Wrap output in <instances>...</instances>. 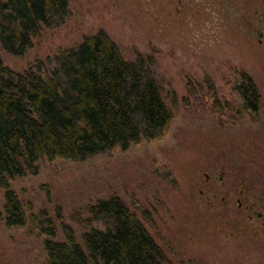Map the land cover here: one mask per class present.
Wrapping results in <instances>:
<instances>
[{"label": "rangeland", "instance_id": "1", "mask_svg": "<svg viewBox=\"0 0 264 264\" xmlns=\"http://www.w3.org/2000/svg\"><path fill=\"white\" fill-rule=\"evenodd\" d=\"M70 14L41 25L22 56L0 44L16 72L104 30L127 60L141 57L177 107L155 140L83 160L42 158L12 182L28 216L45 210L56 235L7 226L0 186V264H46L45 239L69 226L83 246L87 208L117 195L168 264H264V0H69ZM246 71L261 93L256 119L227 88ZM217 106L222 111L215 110ZM213 103V106H212ZM261 200V201H260Z\"/></svg>", "mask_w": 264, "mask_h": 264}, {"label": "trees", "instance_id": "2", "mask_svg": "<svg viewBox=\"0 0 264 264\" xmlns=\"http://www.w3.org/2000/svg\"><path fill=\"white\" fill-rule=\"evenodd\" d=\"M69 0H0V44L22 56L41 25L56 26L70 14ZM49 69L36 61L23 72L0 58V186L7 226L30 223L55 236L45 210L28 216L12 182L36 172L42 158L83 160L163 137L177 99L164 96L143 58L127 60L104 30L62 50ZM237 112L256 119L261 93L244 70L227 83ZM216 108L218 101L215 99ZM213 106V103H212ZM83 246L63 226L64 240L45 239L46 264H168L167 257L126 204L112 195L87 208Z\"/></svg>", "mask_w": 264, "mask_h": 264}, {"label": "flooded vegetation", "instance_id": "3", "mask_svg": "<svg viewBox=\"0 0 264 264\" xmlns=\"http://www.w3.org/2000/svg\"><path fill=\"white\" fill-rule=\"evenodd\" d=\"M261 201V200H260ZM259 217L261 216L263 219V223H264V215L262 214V212L258 215Z\"/></svg>", "mask_w": 264, "mask_h": 264}]
</instances>
